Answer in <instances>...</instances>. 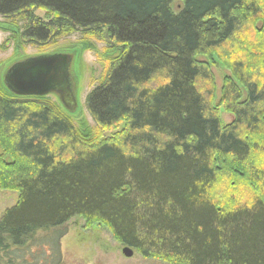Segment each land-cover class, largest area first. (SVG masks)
I'll return each mask as SVG.
<instances>
[{
    "label": "trees",
    "instance_id": "obj_1",
    "mask_svg": "<svg viewBox=\"0 0 264 264\" xmlns=\"http://www.w3.org/2000/svg\"><path fill=\"white\" fill-rule=\"evenodd\" d=\"M0 18L31 45L79 32L110 55L84 101L92 131L43 97L0 91V189L18 194L0 217V264H41L25 259L36 242L62 264L58 241L78 218L144 260L264 264V191L227 206L209 193L220 170L264 183L249 163L264 159V0H0ZM199 55L229 71L224 127Z\"/></svg>",
    "mask_w": 264,
    "mask_h": 264
},
{
    "label": "rangeland",
    "instance_id": "obj_2",
    "mask_svg": "<svg viewBox=\"0 0 264 264\" xmlns=\"http://www.w3.org/2000/svg\"><path fill=\"white\" fill-rule=\"evenodd\" d=\"M181 7V3L175 2L171 4L172 11L177 12ZM45 13L42 10H36L34 16L44 18ZM21 22L15 23L11 20L0 18V91L4 94L6 89L3 84L4 72L16 62L22 61L29 57H37L38 55H49L53 53L71 54L76 51L73 61L71 62V76L75 82L74 86H70L72 93L73 107L68 109L63 107L57 98L51 94L50 96L43 97L44 101L49 104H54L58 109L68 116L70 123L82 132L92 131L96 129L93 124L89 113H87L85 106V98L93 88L99 83L101 77L105 73L106 66L109 61V54H107L103 44L95 39L82 36L79 32L70 33V35L62 36L54 41H49L43 45L34 46L28 42H24L18 38L20 34ZM250 29L246 27V29ZM255 30V29H254ZM256 31V30H255ZM253 33L251 32L250 36ZM231 52L234 45L228 46ZM239 56L242 55L240 52ZM231 56V55H230ZM199 63H206L210 66L211 72L214 75V86L216 88V99L212 103V107L217 109L218 118L221 125L224 127L232 121V115L227 113L219 104V91L221 84L229 71L222 63L217 60L216 56L199 55L195 58ZM262 73L258 74V77ZM35 98V97H34ZM62 106V107H61ZM123 125H118L115 129H110L101 132L102 137L108 138L116 135L123 129ZM1 141V140H0ZM3 143V141H1ZM1 153V152H0ZM264 159L253 156L249 163L254 170L258 167L264 166ZM225 170H220L217 181L214 183L213 188L209 191L213 202L231 200H239L238 204H243L248 199H253L259 196V192H263V182H250L247 183L245 179H235L227 174ZM262 183V184H261ZM18 194L13 191L0 189V217L1 214L16 205ZM65 236L59 239L58 244L61 248L62 264H163L160 261L151 259L144 260L139 254L133 251L131 258L122 255V247L114 241L111 233L107 231L104 226L90 225L81 218L72 219L67 222L65 226ZM42 243V242H41ZM40 242H36L31 246L25 259L32 262V258H40L41 264H46V256H51L50 250L46 247V252L38 253ZM46 243H42L43 246ZM31 257V258H30ZM35 260V259H33ZM45 260V262H44ZM5 262V261H3ZM17 264H22L18 261Z\"/></svg>",
    "mask_w": 264,
    "mask_h": 264
},
{
    "label": "water",
    "instance_id": "obj_3",
    "mask_svg": "<svg viewBox=\"0 0 264 264\" xmlns=\"http://www.w3.org/2000/svg\"><path fill=\"white\" fill-rule=\"evenodd\" d=\"M75 54L53 53L29 57L11 65L3 76L6 90L18 97H46L53 94L68 109L74 105L70 86L71 62ZM122 255L131 258L133 251L124 247Z\"/></svg>",
    "mask_w": 264,
    "mask_h": 264
},
{
    "label": "bare ground",
    "instance_id": "obj_4",
    "mask_svg": "<svg viewBox=\"0 0 264 264\" xmlns=\"http://www.w3.org/2000/svg\"><path fill=\"white\" fill-rule=\"evenodd\" d=\"M5 73V72H4Z\"/></svg>",
    "mask_w": 264,
    "mask_h": 264
}]
</instances>
